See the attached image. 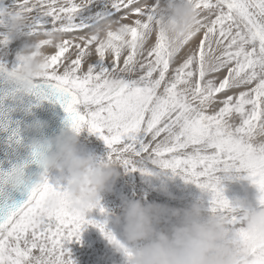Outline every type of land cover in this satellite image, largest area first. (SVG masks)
<instances>
[{"label": "snow or ice", "instance_id": "obj_1", "mask_svg": "<svg viewBox=\"0 0 264 264\" xmlns=\"http://www.w3.org/2000/svg\"><path fill=\"white\" fill-rule=\"evenodd\" d=\"M157 0H15L0 8V48L24 33L42 45L46 72L25 95L0 63V129L27 110L25 97L59 104L77 133L98 136L109 158L152 175L148 165L195 184L221 214L230 235L264 264V234L243 226L220 173H246L264 205V0H195L196 27L171 43L153 27ZM24 18L18 31L11 21ZM197 37H199L197 41ZM10 140L19 144V130ZM39 162V151L31 152ZM0 172V264H74L67 245L97 228L126 257L131 252L66 201L47 175L17 186ZM11 188L24 197L17 202ZM56 199L54 205L50 204ZM101 214L105 209L97 204Z\"/></svg>", "mask_w": 264, "mask_h": 264}, {"label": "clouds", "instance_id": "obj_2", "mask_svg": "<svg viewBox=\"0 0 264 264\" xmlns=\"http://www.w3.org/2000/svg\"><path fill=\"white\" fill-rule=\"evenodd\" d=\"M24 18L11 21V29L18 31ZM197 22L195 0H157L153 27L175 44L194 30ZM18 67L7 77L19 91L27 95L34 82L46 72L45 56L38 41L24 46L16 57ZM46 125L37 121L33 131L42 133ZM80 132L61 131L47 139H33L30 144L39 151L40 177L51 170L67 173L65 199L69 205L89 214L101 205L102 195L110 192L121 177V164L107 155L94 159L79 148ZM18 171L10 177L12 184L20 186L32 180L26 177L27 164L15 165ZM37 180V181H38ZM169 198H174L169 196ZM52 198L50 204L54 205ZM243 226L253 234H264V205L253 207L243 201L235 205ZM121 229V244L131 257L122 253L125 264H248L246 245L239 244L230 235L225 218L210 211L201 201L184 208H170L139 199L124 200L115 218Z\"/></svg>", "mask_w": 264, "mask_h": 264}, {"label": "rangeland", "instance_id": "obj_3", "mask_svg": "<svg viewBox=\"0 0 264 264\" xmlns=\"http://www.w3.org/2000/svg\"><path fill=\"white\" fill-rule=\"evenodd\" d=\"M14 4L15 0H0V8L9 11L14 9ZM7 32L6 27H0V33L7 34ZM198 39L199 37L197 41ZM33 41L24 33L12 34L8 46L0 48V63H4L10 71L17 62V54ZM79 148L85 155L92 156L94 159L106 158L109 151L104 141L89 133L86 128L80 132ZM148 169L153 173L150 176L142 174L139 170L133 172L122 167L121 177L116 181L112 190L102 195L101 207L105 209L106 215L101 214L99 209H93L86 214V218L101 223L106 222V230L111 231L119 239L121 229L116 225L115 218L120 210L118 204H122L124 200L139 199L142 202L156 203L170 208H184L196 201H201L208 206L207 195L202 193L195 184L185 183L179 175L173 176L169 170H161L152 165H148ZM219 175L225 189L224 194L234 206L237 201L256 206L259 193L250 181L244 179L246 173H239L238 176L232 174L231 178H226L224 173ZM66 176L67 173L62 175L56 170H51L48 180L53 186L65 188ZM169 196L174 198H169ZM67 247L74 264H125L122 253L109 244L97 228L90 225L82 232L79 243L72 242Z\"/></svg>", "mask_w": 264, "mask_h": 264}, {"label": "water", "instance_id": "obj_4", "mask_svg": "<svg viewBox=\"0 0 264 264\" xmlns=\"http://www.w3.org/2000/svg\"><path fill=\"white\" fill-rule=\"evenodd\" d=\"M24 104L27 110L18 108L11 112L9 130L0 129V172H9L13 166L25 163L26 177L36 182L41 169L37 164L30 162L31 142L33 139L43 140L58 135L61 131H67L70 126L66 123V114L59 104L50 101L38 102L34 97H25ZM37 121L46 125L42 133L33 131V125ZM14 129L19 130V144L9 139ZM8 190L17 202L24 198L20 192L11 188Z\"/></svg>", "mask_w": 264, "mask_h": 264}, {"label": "bare ground", "instance_id": "obj_5", "mask_svg": "<svg viewBox=\"0 0 264 264\" xmlns=\"http://www.w3.org/2000/svg\"><path fill=\"white\" fill-rule=\"evenodd\" d=\"M15 48H16V47H15ZM4 54H5V53H4ZM0 56H1V55H0ZM70 128H71V127H69L68 130H70ZM50 172H51V171H50ZM50 172H49V173H50ZM49 173H48V175H49ZM202 193H203V192H202ZM235 195H238V193H237V194L235 193ZM200 198H201V197H200ZM204 198H205V197H204ZM229 198H230V197H229ZM107 200H108V199H107ZM116 204H117V203H116ZM120 205H121V204H118L119 207H120ZM106 209H107V208H106ZM110 209H111V208H110ZM106 211H107V210H106Z\"/></svg>", "mask_w": 264, "mask_h": 264}]
</instances>
